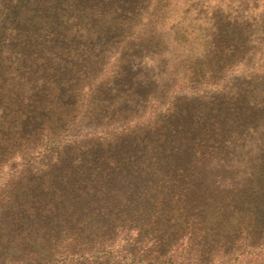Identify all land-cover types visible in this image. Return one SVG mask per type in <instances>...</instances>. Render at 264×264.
Segmentation results:
<instances>
[{
	"label": "trees",
	"instance_id": "16d2710c",
	"mask_svg": "<svg viewBox=\"0 0 264 264\" xmlns=\"http://www.w3.org/2000/svg\"><path fill=\"white\" fill-rule=\"evenodd\" d=\"M127 2L0 0V161L22 160L0 184V252L14 240L38 264H238L264 251V129L250 124L264 125V93L231 77L221 95H181L149 118L139 96L121 112L110 95L137 78L127 52L151 42L123 36ZM81 114L111 130L69 137Z\"/></svg>",
	"mask_w": 264,
	"mask_h": 264
},
{
	"label": "rangeland",
	"instance_id": "374dc122",
	"mask_svg": "<svg viewBox=\"0 0 264 264\" xmlns=\"http://www.w3.org/2000/svg\"><path fill=\"white\" fill-rule=\"evenodd\" d=\"M125 6L131 8V14H127L124 20L123 36L132 34L136 42H151L147 50L136 49L135 54L126 51L132 55L133 68L136 69L133 73L137 78L130 80L127 86L124 81L112 90L110 97L114 98L113 103L121 112L131 108L139 96L141 102H147L146 110L141 115L149 118L165 111L181 95H221L219 90L227 85L231 77L238 81L251 78L256 95L264 93V0H128ZM123 42L120 38L117 44ZM78 46L79 49L83 48L81 44H76L70 52L74 67L64 71L73 83H77L80 75V57L75 53ZM118 48L115 45L113 53L106 55L110 61L107 69H100L101 77H106V70L107 73L116 70L114 58L117 55L114 53ZM143 54L154 60L151 66H145L140 61L146 60ZM77 63L78 67L75 66ZM85 84H82V88ZM148 94H153V98L147 100L145 95ZM79 107L84 110L86 105L80 103ZM112 122L118 124V118L115 117ZM250 124L264 129V125L255 120H251ZM106 130L111 129L104 125L95 126L81 114L79 122L72 126L69 137H90ZM19 152L7 155L2 163L0 161V184L11 178V166L8 165L21 164L22 160L17 155ZM31 155L36 157L37 154ZM40 159L36 158L35 161L39 163ZM239 169L242 170V167ZM4 218L0 216V219ZM7 245L11 249L0 252V264H38L43 259L31 250L29 241L22 242L20 248L14 240ZM112 255L116 256V260H123L120 252ZM46 260L51 262L44 264L73 262L70 255H58ZM89 261L88 264L108 263L98 254ZM165 263L174 264V260ZM124 264L144 263L127 260ZM238 264H264V251H252Z\"/></svg>",
	"mask_w": 264,
	"mask_h": 264
}]
</instances>
